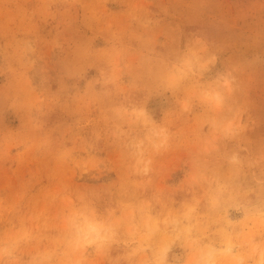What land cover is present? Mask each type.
Here are the masks:
<instances>
[{
  "label": "rangeland",
  "instance_id": "374dc122",
  "mask_svg": "<svg viewBox=\"0 0 264 264\" xmlns=\"http://www.w3.org/2000/svg\"><path fill=\"white\" fill-rule=\"evenodd\" d=\"M194 35L218 53L214 71L235 77L233 99L250 121L240 141L242 170L229 179L225 153L236 142L199 151L209 131L199 110L173 111L170 147L154 154L148 177L131 175L109 128L111 107L131 91L134 77L139 85L150 83L142 63L171 55ZM138 95L147 97V90ZM148 107L160 120L170 105L151 96ZM194 160L228 184L231 197L225 191L213 206L217 184L193 185ZM262 170L264 0H0V237L23 222L44 242L54 238L61 197L72 193L94 194L123 217L129 202H150L153 212L158 200L177 210L195 205L210 231L252 232L259 239L264 226L251 173ZM139 217L137 211L133 222ZM173 255H184L179 240L169 260ZM85 264L109 260L89 255Z\"/></svg>",
  "mask_w": 264,
  "mask_h": 264
},
{
  "label": "clouds",
  "instance_id": "9594fccd",
  "mask_svg": "<svg viewBox=\"0 0 264 264\" xmlns=\"http://www.w3.org/2000/svg\"><path fill=\"white\" fill-rule=\"evenodd\" d=\"M218 53L200 36H192L183 47L171 55L140 65L150 83L139 85L134 77L129 91L111 107L113 118L109 128L119 146L120 159L131 175L148 177L152 172L154 154L170 147L173 133L168 116L173 111L181 115L199 112L201 126L208 133L201 140L199 151L204 154L219 151L221 146L236 142L225 153L229 179L242 170L245 151L240 144L249 130L244 119L245 109L233 99L235 77L230 71H214ZM111 81H105L108 83ZM147 90V97L138 93ZM158 96L170 105L160 120L148 107V97ZM193 185L217 184V194L211 197L214 206L219 196L231 191L219 177L206 175L193 161L190 174ZM258 186V214L264 226V170L251 173ZM253 191V189H249ZM153 212L150 202L125 203L128 216H117L94 194L66 193L61 197L59 227L54 238L44 242L26 223L14 225L10 233L0 237V264H85L89 255L103 256L109 264H264V235L234 233L226 228L210 231V224H201L196 206L184 204L181 209L163 205ZM139 211L138 222L135 214ZM102 223V227L87 229L85 222ZM159 233L158 239H154ZM181 241L183 257L169 253L175 241ZM29 246L36 251H28ZM115 253V255H113Z\"/></svg>",
  "mask_w": 264,
  "mask_h": 264
},
{
  "label": "bare ground",
  "instance_id": "6f19581e",
  "mask_svg": "<svg viewBox=\"0 0 264 264\" xmlns=\"http://www.w3.org/2000/svg\"><path fill=\"white\" fill-rule=\"evenodd\" d=\"M94 227V226H93Z\"/></svg>",
  "mask_w": 264,
  "mask_h": 264
}]
</instances>
